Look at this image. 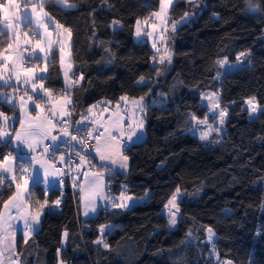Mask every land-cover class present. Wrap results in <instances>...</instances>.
Listing matches in <instances>:
<instances>
[{
  "label": "trees",
  "instance_id": "1",
  "mask_svg": "<svg viewBox=\"0 0 264 264\" xmlns=\"http://www.w3.org/2000/svg\"><path fill=\"white\" fill-rule=\"evenodd\" d=\"M199 1L204 6L195 12L189 0L175 2L167 32L171 63L160 64L164 52L137 43L134 28L137 19L152 18L159 10L158 0H67L63 6L46 0L44 10L71 29L69 51L79 80L70 104L76 124L101 101L115 106L124 96L146 99L145 138L125 149L126 175L110 176L87 155L94 171L106 176L107 193L120 195L124 186L145 202L126 210H110L108 202L95 217L83 220L81 183L71 187L64 180L61 188L48 191L37 183L30 187L31 207L35 201L61 203L58 211L43 215L27 243L18 234L21 264H214L207 256L208 227L217 236L221 262L264 264V115L251 119L245 108L251 98L264 106V0H255L257 12L246 0ZM114 21L121 25L117 30H112ZM8 43L9 38H0V49ZM241 52L251 53L246 66L217 78L216 62H235ZM42 77L44 91L64 94L59 50ZM141 77L148 81L144 86L137 85ZM14 88L0 85V91ZM208 92L220 95L227 112L224 141L212 149L190 133L194 122L189 119L190 114L207 116L201 101ZM40 94H33L38 102ZM0 112L18 116L16 107L1 100ZM11 153L10 143H0V157ZM178 187L181 218L170 228L165 204ZM14 189L6 181L0 186V212ZM101 226L111 227L101 234ZM102 235L109 248L96 243Z\"/></svg>",
  "mask_w": 264,
  "mask_h": 264
},
{
  "label": "snow or ice",
  "instance_id": "2",
  "mask_svg": "<svg viewBox=\"0 0 264 264\" xmlns=\"http://www.w3.org/2000/svg\"><path fill=\"white\" fill-rule=\"evenodd\" d=\"M62 6L67 5V0H57ZM174 0H158V6L159 10L156 12H153L152 15L156 18V21H159V25L153 21L151 25H149V19L150 18H144L137 19L135 21V35L137 37H141L142 35H148L152 36L154 32L159 31V41L162 42L161 46L164 47L165 51L163 55L159 56V63L164 64L167 60L168 63H171V52L167 48V39H170L171 37L167 36L168 32V14L169 9L172 7ZM191 2V0H190ZM248 4V8L252 12L259 11V6L255 3V0H246ZM31 3V0H25V5H28ZM46 3V0H36V3L31 4L30 11L25 8L23 16L21 15L20 9L21 4L17 2V0H0V14H2V22H0V38H9L12 40V42L8 43L6 46H4L2 49H0V61H3L4 63L0 64V69L7 70L8 65H12V70L16 78L17 83H23L27 85L29 81L31 80H43L44 77H37L36 72L39 71H47V67L43 69H39L38 65H35L33 67L25 68L23 67L25 63V57L23 53L25 51H35V49H39L40 52H47L50 50L52 46L51 40H49L47 48L44 46V41L41 39H36L35 44L31 50L21 48L18 41L21 38V33L19 29L21 28V25H24L25 27L29 28H36V29H43V33L47 37H51V33L48 31L49 24L46 21L45 18H48V13L44 12V4ZM71 7H75V5H70ZM39 9V10H38ZM188 16V13H185V17ZM50 19V18H49ZM150 26L152 31L145 32V27ZM56 29L62 30L64 33L67 34V36L71 37V29L65 28L63 25L56 24ZM171 30L172 32H175L176 25L175 22L171 23ZM23 37H25V43H29L30 41L27 39L28 37V31H24L22 33ZM39 35V33H37ZM153 48L156 49V52L159 54L161 49L157 47V43L153 42L152 45ZM9 49L12 50V52L9 55H5V52H7ZM61 63L63 64V52L64 49L61 47ZM246 53L241 52L239 56H237V61H241L242 57H245ZM30 59L35 60H42L41 57H29ZM46 58V57H45ZM154 61L156 60V57H153ZM217 65L220 67H224L228 62L226 59L218 60ZM241 64H243V61H241ZM65 78H67V70H65ZM24 77L23 80H21V77ZM11 79L9 77L8 79H5L4 75L0 73V80L4 81V83H8V81ZM79 79H83L82 76L79 77ZM79 80L75 81V83H78ZM144 78L141 77L140 81L138 83H143ZM37 85L34 83L32 84V90L34 91L36 89ZM41 89H43V84L41 83L39 85ZM68 87H72V84L70 83ZM25 94L27 95V89L25 90ZM45 95L51 96V93L45 90ZM71 93H67V95L61 96V102H60V111L67 112V114H70V110L66 109L67 104H71L72 101L70 99ZM207 99H209L211 107L213 109H218L220 105V101L218 98V95L216 93H211L208 96H206ZM29 100L32 99L31 96L28 97ZM39 99V98H38ZM121 99L125 102L129 100L127 96L121 97ZM21 103L20 108L22 110H25V116L27 118V111H26V104L24 103V98L20 97ZM144 97H140L139 99H133L131 101L132 105L135 109H138L140 113H144L147 105L143 103ZM6 102H11V98H5ZM249 108L251 113L257 112V105L255 103V98H251L245 102ZM35 107L39 108L41 107L40 103H36ZM117 109H119L121 106L119 104L116 105ZM92 109H89V112H91ZM127 111H131V109H126L125 115H120L119 112L116 113L117 119L115 121H111L109 126H104V132H101L97 135V146H96V152L100 157L101 161H108L112 165H117L120 169H127L128 168V156L124 154V151L126 147L135 144L136 141L133 140V137L135 136L137 140H140L141 137L137 135L138 131L143 130L144 128V119H140L139 121L135 122V127L132 126L131 123L127 125L128 131H125V125L124 120L127 119ZM219 116V126H222L224 124V117L227 115V112L225 110H220L218 113H216ZM261 114L264 115V110H261ZM189 119L194 122L195 125H204L206 126L205 131L199 132V137L202 140H207L210 136V134L215 131L219 132L220 127L216 126L213 127L212 125L208 124V118L205 117L204 119H198L194 114H190ZM51 121L45 118L44 120L40 121H31L28 124V129H35L26 131L23 135L21 133L15 134V139L19 141L20 143L24 144L29 151H36V148L38 145L42 144L43 141L47 138L49 135L47 131V125L50 124ZM21 128L23 129L25 127L24 122L20 121ZM8 117L4 115L3 112H0V139H3L5 137L10 136V133L7 131L8 128ZM199 131L198 128L193 127L192 132L195 135ZM115 133V134H113ZM67 135V133H65ZM105 134H107L105 143L102 146L100 144L101 138H105ZM91 135V133H89ZM126 136V139H125ZM72 139H75V137H72ZM52 140L55 141L56 137H52ZM123 141V143H121ZM8 143H11V141H8ZM49 145H43L41 148V155H45L48 153ZM31 160H35L37 164L40 165V168L43 169V176H44V182L48 183V177H56L57 174L60 172L59 169L50 170V164L48 159L40 160L36 157H31ZM14 160L15 158L11 157L10 154L7 156L0 157V186L4 185V181L6 179V176L4 174H11V181H16L17 177L15 175V172L18 170L20 172L19 179L23 180V185L20 183L15 184L14 193L10 196V198L3 203V209L4 212L0 213V264H3V258L5 252H7V260L9 261V264H19V261L15 260L14 257L17 255L15 252L11 241H9V244L7 247L4 246V239L8 237L14 238V231H10V229L13 227L10 224V220H16L20 219L23 220V229H24V235L25 240L24 242L27 243V237H30L32 232L35 230L36 225L39 224L40 215L42 212L40 211L43 209L47 204L48 201L44 200L42 203L40 201H35L37 210L33 213L31 212L27 204L30 203V201L25 200V193L28 192V179L34 178L36 174V168L29 164L28 167H25L24 163H20L18 166H14ZM61 161H63V157H61ZM81 163H84V158L81 157ZM105 171H109V169H105ZM25 173L28 174V178H25ZM96 179L92 181L91 190H90V199L91 203L87 204L85 206L84 215H88L89 211L95 213L97 211V204H96V198L98 197L101 200H109V196L105 194L104 191V178L102 172L95 173ZM60 183H63V181H60ZM181 195V189L178 187L175 192L170 196L167 203L165 204V208L167 210L166 215L168 218V226L170 228L174 227L177 224V218L180 214L179 205L177 203L178 197ZM128 201H133V197L130 195H127L126 192H122L120 196L118 197H112L111 198V204L110 206L112 208H127L128 207ZM61 203L60 200L55 201V205L59 206ZM10 206L11 208L15 209V216H13L10 212ZM105 227H111V226H101L100 227V233L103 234L105 231ZM206 231L208 233L207 241L212 243V249L211 251L213 253H216V247L214 242V236L215 233L213 232L211 227L206 228ZM188 235H191V232H189ZM65 236H67V233L65 232ZM97 244H103L105 248H109V245L104 243L103 241V235L100 240L96 241ZM217 258L218 254H217ZM224 264H231V261H226Z\"/></svg>",
  "mask_w": 264,
  "mask_h": 264
},
{
  "label": "rangeland",
  "instance_id": "3",
  "mask_svg": "<svg viewBox=\"0 0 264 264\" xmlns=\"http://www.w3.org/2000/svg\"><path fill=\"white\" fill-rule=\"evenodd\" d=\"M17 2L21 4L20 12H21V15L23 16L24 11H25V8L27 7V9L30 11L31 4L32 3H36V0H31V3H29L28 5H25V0H17ZM175 2H176V0H174L172 7L174 6ZM189 4H190V9L193 10L194 12L195 11H199L204 6V3L200 2L199 0H191V2L189 0ZM172 7L169 9L168 21H169L170 11H171ZM43 11L46 12L44 9H43ZM45 19H46V21L49 24L48 31L51 33V37L45 36L44 33H43V29H36L34 27L31 28V29H35L36 32L39 33L38 38H36V39L43 40L44 41V46L46 48H47V45H48L49 40H51L52 46H51L50 50H48L47 52H40L38 48L35 49V51H25L23 53V55L25 57V63L23 65V67L28 68V67H33L35 65H38L39 66V69H43L46 66L47 67V71L46 72L45 71H39V70H37V72H36V76L38 78L39 77H42V76L46 75L47 72H48V62H49V60H50L51 55L53 54V52L56 49L59 50L61 47H63V49H64V52H63V61L64 62H63V64L62 63L61 64H62L64 73H65V70H67V78L66 79H67V82H70L71 81V78H70V75L69 74L71 72H73V66H72L71 53L68 50V47H69V44H68V36L62 30L55 28V25L57 23L54 21V19L49 14H48V18H45ZM153 21H155L159 25V21H156V18L154 16H152V18L149 19V25H151V23ZM0 22H2V17L0 18ZM111 27H112V30H117V29H119L121 27V25H120L119 22L114 21L112 23ZM144 30H145V32L152 31V29H151L150 26L145 27ZM19 31L21 33V38L18 41L20 47L31 50L33 48L34 44H35L36 39H34L31 36V34L29 33L30 32L29 28L25 27L24 25H21V28L19 29ZM24 31H28V37H27V39L30 42L27 43V44L25 43V39L26 38L23 37V35H22V33ZM154 40L157 43V47H159L161 49L160 53L164 52L165 49H164V47L161 46L162 42L159 41V31L158 32H154L152 36L142 35L141 37H137L135 35V41L137 43H145V42H148L152 46ZM3 42H5V41H3ZM10 42H12L11 39H9V43ZM153 49L156 52V49L155 48H153ZM11 52H12V50L9 49L7 52H5V55H9ZM59 52H60V50H59ZM244 53H246L248 55H246L245 57H242L241 58V61H243V64H241V61H237V59H236L235 62H229L226 59L228 63L224 67H220L218 65L219 71H218V74H217V78H222L224 75L229 74V73L236 72V71L242 69L244 66H246V62H247L246 60L248 59V56L251 55V53L250 52H244ZM33 55L41 57L42 60H37V62L34 63V64L28 62V60L30 59L29 57H32ZM219 60H223V59H219ZM60 62H61V52H60ZM2 63H4V62L3 61H0V64H2ZM0 73H2L4 75L5 79H8L9 77H11V79L8 81V83H4V81L0 80V85L1 86H4V87H15L14 89H11L9 91H0V100L2 102L7 103L11 107H16L18 109V116H7V115L4 114L5 116L8 117V125L9 126L7 128V131L10 133V136L5 137L3 139H0V143H2V144L5 145V144L8 143V141H11L10 144H11V148H13V153H11L10 156L13 157V158H15V160L13 162L14 163V166H18L20 163H24L25 164V167H28L29 164H31L37 170L34 178L28 179V185H27L28 192L25 193V200L26 201H30V203L27 204V207H28V209L31 212L34 213L37 210V208H36V206L31 207L30 187L33 186V185H35V184H37V183H40L41 182L42 183V186H44L45 188H47L46 187L47 185L50 186V181H52V180L57 181L58 179H60V176L62 177V171L60 170V168L55 167V164H52L51 162H49V164H50V170L59 169L60 172L57 174L56 177L49 176L48 177V183H46V182H44L43 169L40 168V165L37 164L35 160H31L30 158L31 157H36L37 159L44 160L47 157L46 155H48V153H49V149L52 146H56V145H60V144L57 143L56 141H49L46 144V145H49L48 153L45 154V155H41V152H39V150H41L40 145L37 146L36 151H34V152L32 151L31 154H26V153H23L22 152L23 149L26 148V146L15 139V134L16 133H21L23 135L26 131L35 130V129H28L29 122H31V121H40V120H44L45 118H47L48 120L51 121V123L47 125V131H48L49 134H52L53 129H56V128H57V130H64V131H66L62 127H56L55 126V122H54V121L63 120V119H65V118L68 117L67 112H63L62 113L60 111V102H61V96H62L63 93H61V94H55L56 96H52V95L49 96L50 97V101H48V102H46V101L43 102L42 100L40 102H38L36 100V98H34L33 94H36V91L38 89L41 92H45L43 89L41 90V88L39 87V85H40L39 79H37V80H31V81H29V83L27 85L23 84L22 82L21 83H17L16 82L15 75H14L13 70H12V65L11 64L8 65L7 70L0 69ZM23 79H24V77L22 76L21 77V80H23ZM72 79H73V83L74 84H77V83H75V81H77V80L75 79L73 73H72ZM34 83L37 85V87L33 91L32 90V84H34ZM147 83H148V81L146 79H144V82L143 83H137V85L138 86H144ZM19 88H21V89H19ZM26 89H27V95L25 94V90ZM211 93H213V92H208V93H206V94H204L202 96L201 104L208 109V114L206 116L208 118V124L209 125H212L213 127H216V126H219V116L216 113H218L220 110H224V109L220 105H219V108L218 109H213L211 107V104H210L209 99L206 98V96H208ZM216 94L218 95V98H219V101H220V95L218 93H216ZM63 95H67V92H65ZM29 96L32 97L31 100L28 99ZM6 97L7 98H11V102H6L5 101V98ZM20 97H23L24 98V103L26 104L27 118L25 116V110H22L20 108V103H21ZM70 99L72 101L71 96H70ZM129 99L133 100V98H129ZM36 103H40L41 104V107H39V108L35 107V104ZM143 103L145 104V101L144 100H143ZM255 103H256L257 109H258L256 113H251L249 106L245 103V108L248 110L251 119L256 118L261 113V110H264V106H262V107L259 106L257 104L256 100H255ZM120 104H121V102H120ZM101 105H102V103L95 104V106H93L91 108L92 111L90 113L91 114H94L95 111H98L100 109ZM116 105L114 106L115 109H117ZM49 106L51 107V110H50L49 113H47L46 112V109ZM69 106H70V104H67L65 106L66 109H68ZM120 106L121 107L119 109H117V110L120 112V115H122V116H123V114H121V112L122 113L124 112V114H125L126 109H131V111H127V113H129L128 114V119H125L124 120V125H125V131L126 132L128 131L127 125L129 123H131L132 126L135 127V122L139 121L140 119H144V128H143L142 132L141 131H138L137 132L141 136L143 135V139H144L145 138V112L144 113H140L139 110L138 109H135L133 105H132L131 108H128V107L126 108L122 104ZM117 110H115V111H117ZM50 115L52 116V118L49 117ZM108 115H109V113L104 114V116L102 115V118L105 119ZM116 119H117V116H115L111 121H115ZM92 120H94V119H92ZM20 121H23L24 122L25 127L23 129L21 128ZM127 121H128V123H127ZM225 122H226V116L224 117V124L222 126H219L220 127V131L219 132L213 131L210 134V136H209V138L207 140H202L199 137V132L200 131L207 130L206 129V126H204V125H195L194 124L193 127L198 128L199 131H197V133L195 135L193 134L192 130L190 131V133L193 136H195L196 138H198L201 142H203L204 144H206L205 145V148L212 149V148H215V145L216 144H221L224 141L225 133H226ZM17 124H18V126H17ZM98 130H100L101 132L103 131L101 129H98ZM68 138H69V134H68ZM130 146H128L126 148H129ZM58 162H61V158L58 159ZM107 164H108L107 167H105L103 165L101 167L104 168V172L105 173H109L110 176L113 175V170L116 171L115 173H118V174H121V175H124V172L125 171H128V168L127 169H120L117 165H112L108 161H107ZM106 168L109 169V171H105ZM17 172H18V170L15 172V175L17 177V180L14 181V182L11 181V174H4L6 176L5 181L12 183L14 187H15V184L16 183H20L21 185H23V182H24L23 180L19 179L20 172L19 173H17ZM24 175H25V178H28V174L27 173H25ZM82 183H84V182H82ZM51 187H53V185ZM105 189L107 191V183L105 185ZM122 192H126V194L129 195L127 193V191H126V187H124V186L122 187ZM105 194H107L109 196V200H107V201L105 200V202H107V203L109 202V209L110 210H112V209L113 210L114 209H116V210H119V209L124 210L123 208H112L110 206V204H111V198L112 197H118L120 195L113 194L112 192H108V193H105ZM87 197L90 198V193L87 195ZM182 197H183V194L181 193V195L177 199L178 205H179V202L181 201ZM107 203H103V206H105V204H107ZM127 203H128V207L127 208H131L132 205H133L132 201H128ZM53 208H55V205H52L51 206V205L47 204L43 209L40 210L42 212V214L40 215L39 223H40V220L42 219L43 215L47 211L52 210ZM2 212H4L3 207H2L0 213H2ZM10 212H11V214L13 216H15V214H16L15 213V209L14 208H11V206H10ZM166 212H167V210L165 208V210H164V214L165 215H166ZM166 217H167V215H166ZM180 218H181V216L179 214V216L177 218V224H178ZM167 220H168V218H167ZM9 222L13 226L10 229V231H14L15 235H14V238L13 237H8V238L4 239V246L7 247L8 244H9V241H11L12 246H13L15 252H16V246H15L16 245V238H17L16 236H17V233H20V231H18V228H19V225H20V220L19 219L10 220ZM177 224L174 227H172V228H175L177 226ZM38 227H39V224L36 225L35 230H34L35 232L38 229ZM206 234L208 236L207 231H206ZM27 238H29V237H27ZM216 240H217V236L215 235L214 236V242ZM206 242L210 245V251L207 254V256L209 258H212L214 260V264H224V262H226V261L221 262L219 260V258H217V252L216 253H213L211 251V249H212V243L211 242H208L207 240H206ZM17 256L18 255H16L14 257V259L17 260V261H19V264H21V259L19 257H17ZM3 264H9V261L7 260V252H5V254H4ZM59 264H64V263L59 262ZM231 264H233V263L231 262Z\"/></svg>",
  "mask_w": 264,
  "mask_h": 264
},
{
  "label": "built area",
  "instance_id": "4",
  "mask_svg": "<svg viewBox=\"0 0 264 264\" xmlns=\"http://www.w3.org/2000/svg\"><path fill=\"white\" fill-rule=\"evenodd\" d=\"M29 33L34 39L38 38L36 30L31 29ZM75 79L78 80V78ZM42 93V101H50V97L45 95L44 92ZM74 111V107L71 105L70 114L67 118L54 121L56 127H62L68 132L69 138L64 144L52 146L45 158L55 164V167L60 168L62 180L68 181L71 187H74L76 183L84 182L87 174L94 171L88 162L87 155H90L96 149V137L100 133V130H97L90 122L78 126L73 119ZM49 117L52 118L51 115ZM72 137H75V139H72ZM61 157H63V161L58 162ZM81 157L84 158V163L80 162Z\"/></svg>",
  "mask_w": 264,
  "mask_h": 264
},
{
  "label": "crops",
  "instance_id": "5",
  "mask_svg": "<svg viewBox=\"0 0 264 264\" xmlns=\"http://www.w3.org/2000/svg\"><path fill=\"white\" fill-rule=\"evenodd\" d=\"M177 1V0H176ZM68 50H69V47H68ZM61 66H62V64H61ZM72 66H73V63H72ZM72 73L73 72H71L69 75H70V78H71V81L70 82H67V79L65 78V76H64V70H63V67H62V76H63V81H64V84H65V92H67V93H71L72 94V91H73V89H74V87L76 86V84H74L73 83V79H72ZM72 84V87H68V85L69 84ZM78 84V83H77ZM42 90V89H41ZM40 90L38 89L36 92H39ZM41 92V91H40ZM64 92V93H65ZM41 97V96H40ZM131 99H129L127 102H125V101H123L122 99L120 100V102H121V104L122 105H124L126 108L128 107V108H131L132 107V103H131ZM144 101H145V105H146V99H144ZM120 102H119V105H121L120 104ZM99 103H102V105H101V107H100V109L98 110V111H95L94 112V114H91L90 112H89V109H91L93 106H95V105H93V106H91L90 108H88V110H87V113L81 118V120H80V122H78V126H80L82 123H85V122H90V123H92L93 125H94V127L95 128H97V130L98 129H101V130H103L102 132H104V127H102V125H104V126H109V124H110V122H111V120L115 117V116H117L116 115V113L117 112H119L117 109H115V107L114 106H112L110 103H108V102H106V101H101V102H99ZM51 104V103H50ZM50 110H51V107L49 106L47 109H46V112L47 113H49L50 112ZM97 110V109H96ZM115 110H117V111H115ZM107 113H109V115L105 118V119H103L102 118V115L104 116V114H107ZM119 114H120V112H119ZM121 114H123V115H125L124 114V112L122 113L121 112ZM128 114L129 113H127V117H128ZM92 119H94V120H92ZM128 119V118H127ZM127 123H128V121H127ZM54 132V133H53ZM65 133H67L66 131H64V130H57V128L56 129H53V131H52V134H49L48 136H47V138L43 141V143L42 144H40V147L42 148L43 147V145H46L49 141H53L52 140V137H56V142L57 143H59V144H63V143H65L67 140H68V133H67V135L65 134ZM100 133H101V131H100ZM113 134H115V133H113ZM137 135L138 136H140L141 137V140L143 139V135L141 136L139 133H137ZM106 136H107V134H105V138H101V140H100V144L103 146L104 145V143H105V139H106ZM125 139H126V136H125ZM133 140H136V137L134 136L133 137ZM121 143H123V141H121ZM39 152H41V150H39ZM38 152V153H39ZM32 153V151L30 152V153H26V154H31ZM92 157H93V160L95 161V163L97 164V166L99 167H101L102 165L103 166H105V167H107L108 166V164H107V161H101L100 160V157H99V155L97 154V152H96V149L93 151V153H91L90 154ZM116 171L115 170H113V173H115ZM95 173H97L96 171H93V172H90V173H88L87 174V176H86V179H85V181H84V183H81L79 186V192H80V215H81V218L83 219V220H87V219H90V218H93V217H95L97 214H98V212L102 209V207H103V203H107V202H105V200H101V199H99L98 197L96 198V204H97V211L95 212V213H93V212H91V211H89V214L86 216V215H84V211H85V206L87 205V204H90L92 201H91V199L90 198H88L87 197V195L90 193V190H91V185H92V181L94 180V179H96V176H95ZM127 174V171H125L124 172V175H126ZM103 178H104V191H105V193H107V191H106V189H105V185H106V183H107V181H106V176L103 174ZM60 180L62 181V177L60 176V179H58L57 181H54V180H52V181H50V186L49 185H47L46 187L47 188H45L44 186H42L43 187V189L45 190V191H48L50 188H61L62 186H63V183H60ZM46 185V184H45ZM53 185V187H51ZM143 202H145V199H133V201H132V203H133V205L132 206H135V205H137V204H142ZM55 205V204H54ZM106 205V204H105ZM60 206V205H59ZM59 206H56L55 205V208H53L52 209V211H58L59 210ZM107 208H109V207H107ZM124 210H126V208H123ZM128 209V208H127ZM116 210V209H115ZM119 210H122V209H119ZM20 220V219H19ZM23 224H24V222H23V220H20V225H19V228H18V231H20V233L22 234V236H23V239L25 240V235H24V229H23ZM38 230V229H37ZM36 230V231H37ZM34 233H36L35 231L30 235V237L29 238H27V241L34 235ZM18 234L19 233H17V236H18ZM16 236V237H17ZM66 238V237H65ZM16 244H17V238H16ZM16 246V245H15ZM16 252H17V248H16ZM17 255H18V253H17ZM17 257H19V255L17 256Z\"/></svg>",
  "mask_w": 264,
  "mask_h": 264
},
{
  "label": "water",
  "instance_id": "6",
  "mask_svg": "<svg viewBox=\"0 0 264 264\" xmlns=\"http://www.w3.org/2000/svg\"><path fill=\"white\" fill-rule=\"evenodd\" d=\"M40 96H41V94L38 95V97H40ZM22 152H23V153H30L31 151H29V149L26 147L25 149H23Z\"/></svg>",
  "mask_w": 264,
  "mask_h": 264
}]
</instances>
